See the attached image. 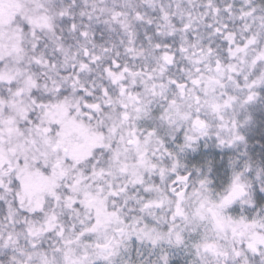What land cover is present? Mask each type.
Masks as SVG:
<instances>
[{
    "label": "snow or ice",
    "instance_id": "6c2138e0",
    "mask_svg": "<svg viewBox=\"0 0 264 264\" xmlns=\"http://www.w3.org/2000/svg\"><path fill=\"white\" fill-rule=\"evenodd\" d=\"M258 127L264 0H0V264H264Z\"/></svg>",
    "mask_w": 264,
    "mask_h": 264
},
{
    "label": "trees",
    "instance_id": "16d2710c",
    "mask_svg": "<svg viewBox=\"0 0 264 264\" xmlns=\"http://www.w3.org/2000/svg\"><path fill=\"white\" fill-rule=\"evenodd\" d=\"M251 135L252 141L250 146L258 152L261 146L264 145V128L258 127Z\"/></svg>",
    "mask_w": 264,
    "mask_h": 264
}]
</instances>
